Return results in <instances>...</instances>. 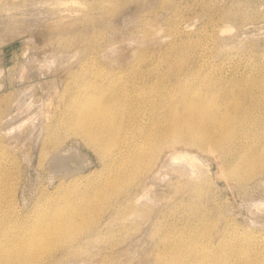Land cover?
<instances>
[{
    "label": "bare ground",
    "instance_id": "obj_1",
    "mask_svg": "<svg viewBox=\"0 0 264 264\" xmlns=\"http://www.w3.org/2000/svg\"><path fill=\"white\" fill-rule=\"evenodd\" d=\"M10 1L0 0V7ZM119 2L80 1L83 24L78 35L84 38L91 57L81 62L70 80L63 81L55 113L46 117L40 108L34 114L37 120L29 118L33 126L27 122L29 135L33 134L30 148L39 147L40 162L47 157L54 169L51 172L62 169L71 177L60 179L52 189L40 184V193L26 212L15 198L18 161L5 139L17 140L24 123L15 121L18 113H8L1 121L19 122V128L14 124L8 130L6 126L0 129V264H60L63 256L75 254L93 232L106 227L112 215L118 229L108 226L106 235L113 240L125 234L129 226L123 214L135 210L125 216L127 220L133 214L135 218L145 215L136 205L156 210L161 202L153 185L178 174L177 181L168 180L173 187L168 198L175 199L167 209L177 222L170 220L158 228L162 231L158 240L163 242H153L151 260L145 264H264V241L254 237L243 241L235 233H224L214 242L219 215L204 200L206 188L195 185L187 200L178 193L185 177L201 183L192 180L196 169L192 173L189 169L199 159L194 150L217 152L222 159L220 174L238 183L258 179L264 171V61L244 75L203 68L213 64L197 56L200 39L183 35L176 19L167 27L166 35L173 39L158 55L140 50L124 69L105 68L92 53L105 40L102 24L111 17L101 19L103 14H96L102 9L110 15ZM146 24L148 32L155 28L152 22ZM103 51L108 54L109 48ZM124 59L119 56L111 62L119 66ZM70 139L92 148L101 167L85 172L92 161L69 145ZM174 145L191 148L174 150ZM150 181L145 192L137 190ZM178 213L184 215V222L178 220Z\"/></svg>",
    "mask_w": 264,
    "mask_h": 264
},
{
    "label": "rangeland",
    "instance_id": "obj_2",
    "mask_svg": "<svg viewBox=\"0 0 264 264\" xmlns=\"http://www.w3.org/2000/svg\"><path fill=\"white\" fill-rule=\"evenodd\" d=\"M80 1L11 0V6L8 3L0 7V129L6 126L5 130H8L15 124L11 121L1 124L8 113H18L16 116L21 119L15 118V121L17 119L21 124L24 123L22 129L18 127L19 122L14 125L20 132L17 140L5 137L7 143L11 144L8 145L11 151H8L13 156L15 154L18 161L15 198L24 212L32 208L41 185L52 189L60 179L71 177L66 176L62 169L51 172L53 168L48 164L47 157L40 162L39 147L30 148L33 134L29 135L28 125L40 108L46 117L55 113L57 94L63 81L70 80L72 73L79 69L81 62L89 55L84 38L78 35V29L83 24ZM112 8L110 15L102 9L96 14H103L101 19L105 15L111 17L102 24L105 40L92 53L94 60L107 66L105 68L124 69L140 50H146L153 57L158 55L173 39L166 35L167 27L170 21L176 22V19L183 35L200 39L202 46L197 56H203L205 61L213 64L203 68L226 75H244L253 65L264 61V0H120ZM149 22L155 27L150 30L151 33L145 28ZM105 47L106 51L109 48L108 54L103 51ZM105 55L111 56L105 58ZM119 56H125V59L119 66H114L111 58ZM20 142L22 145H19ZM67 142L92 161L85 172L101 167L98 154L92 148L76 139ZM172 148L188 150L191 147L174 145ZM194 152L199 154L198 161L192 164L194 167L187 165L191 169L190 173L195 168L196 172H193L198 176H194V173L193 178L192 174L189 176L201 183L189 182L185 177L178 191L180 199L187 200L195 185L207 189L204 200L219 215L212 233L214 242H218L224 233H235L243 241L253 237L258 242L264 241V171L258 179L238 183L220 174L222 159L217 152ZM191 156L189 158L192 160ZM201 163L204 171L200 167ZM178 177L179 174L165 179L160 185H153V192L161 202L156 210L136 205L134 207L142 208L146 214L138 218L133 214L128 220L125 218L135 210L123 214L124 224L129 226L125 234L120 233L119 237L110 240L105 228L111 226L117 232L118 224L114 221L116 216H108V225L102 226L98 233L93 232L90 239H85V244L79 246L75 254L63 256L60 264H145L150 261L153 242H163L162 238L158 240L162 236L158 228L163 223L165 227L170 220L175 219L177 222L176 216L168 214L167 209L174 206L175 199L168 198L173 193L171 181L168 180L177 181ZM150 185L151 181L144 189L138 187L137 190L145 192ZM166 203L170 206L167 207ZM158 218V223L162 222L159 225L156 223ZM131 220L139 224H133ZM178 220L184 222V215L178 213ZM111 242H117L115 247Z\"/></svg>",
    "mask_w": 264,
    "mask_h": 264
}]
</instances>
